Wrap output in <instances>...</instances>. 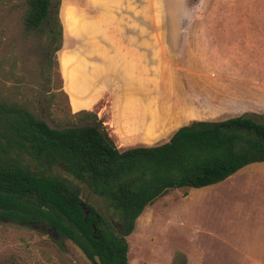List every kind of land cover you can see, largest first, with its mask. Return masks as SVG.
I'll return each mask as SVG.
<instances>
[{
    "label": "rangeland",
    "instance_id": "rangeland-1",
    "mask_svg": "<svg viewBox=\"0 0 264 264\" xmlns=\"http://www.w3.org/2000/svg\"><path fill=\"white\" fill-rule=\"evenodd\" d=\"M99 1L60 0L62 48L54 53L46 32L25 31L24 2L0 0L1 101L27 106L50 127L62 129L78 122L74 114L91 107L99 92L89 111L97 113L116 144L115 134L128 138L132 132L127 102L134 121L160 113L152 120L155 137L148 139L160 144L185 122L249 114L239 110L243 98L263 100L264 0H187L186 14L171 13L170 21L159 11L141 13V1ZM132 48L142 56L131 59ZM79 56V77L71 82L62 66ZM188 106L190 118L181 111ZM257 115L264 123V114ZM72 180L84 202L118 220L107 199ZM127 243L130 264L258 260L264 253V162L192 188L187 196L181 189L169 191L146 208ZM0 264L94 263L70 241L61 248L50 231L0 221Z\"/></svg>",
    "mask_w": 264,
    "mask_h": 264
},
{
    "label": "trees",
    "instance_id": "trees-1",
    "mask_svg": "<svg viewBox=\"0 0 264 264\" xmlns=\"http://www.w3.org/2000/svg\"><path fill=\"white\" fill-rule=\"evenodd\" d=\"M21 1L25 31L46 32L59 51L60 0ZM73 117V125L52 128L29 107L0 100V221L50 231L61 248L70 241L94 264H130L127 237L146 208L169 191L187 196L264 162V123L257 114L194 120L168 142L125 149L97 113ZM72 179L107 199L118 220L84 202Z\"/></svg>",
    "mask_w": 264,
    "mask_h": 264
},
{
    "label": "crops",
    "instance_id": "crops-1",
    "mask_svg": "<svg viewBox=\"0 0 264 264\" xmlns=\"http://www.w3.org/2000/svg\"><path fill=\"white\" fill-rule=\"evenodd\" d=\"M121 1L123 4L127 5L131 0H121ZM139 1H141V3H140V6L142 7L141 13H144V14L148 13V12L154 13L156 11H159L160 13H166L168 21H170V14L171 13L180 14L181 12H183L184 14H186L187 0H137L136 3L138 4ZM99 2L104 4V0H100ZM124 42H126V41H124ZM124 45L126 46V43H124ZM132 49H133V53L131 55V59H133V58L138 59L140 56H142V54H143L142 51H140L139 49H135V48H132ZM213 84H215V83L213 82ZM98 93H96V95L94 97L95 99H93V104L91 107H93L94 102L97 101L96 99H98L97 98ZM124 96L126 97V101H127V98L130 97L126 91H125ZM262 97H263V100L261 98L259 104L254 103L255 101H253V100L256 98H254V99H250L247 97L243 98V101H242L243 104L239 107V110H241V112L245 111V112L255 113V114H257V113L264 114V96H262ZM232 99H233V97L231 98V102H232ZM234 100L235 99H233V103H234ZM91 107L83 108V110H89V109H91ZM130 108H131L130 102H127V104H126L127 122L126 123L129 124V126H130L129 130L132 132L130 133V135H128L129 136L128 138L123 137L121 134H115L116 140L118 141L117 146L121 149L134 147V146H156V145L163 144L165 142H168L170 140V138L172 137V135L180 128L179 127L176 131L171 133V135L169 137L165 136V138H160L159 141H161V139L164 140L160 144L152 143L148 139L153 140L155 137L156 129H155L154 121L149 120V119L142 120L143 123H141V121H139V122L134 121L132 119L133 117H132V113L130 112L131 111ZM138 110H141V107H139ZM239 110L236 109L235 111H239ZM181 111H183V113L190 118L192 115L191 112L193 111V109H192V107L188 106V107L181 109ZM241 112H239V113H241ZM229 118H231V117H229ZM225 119H228V118H225ZM222 120H224V119H222ZM188 121H190V120H188ZM205 121H207V120H205ZM215 121H219V120H215ZM190 122H192V121H190ZM190 122H188V123L185 122V124H182V126L187 125ZM261 254H262L261 257H259L258 260H255L252 263H250L251 262L250 261V262H248V264H264V253H261Z\"/></svg>",
    "mask_w": 264,
    "mask_h": 264
},
{
    "label": "bare ground",
    "instance_id": "bare-ground-1",
    "mask_svg": "<svg viewBox=\"0 0 264 264\" xmlns=\"http://www.w3.org/2000/svg\"><path fill=\"white\" fill-rule=\"evenodd\" d=\"M66 8V7H65ZM65 11V10H64ZM68 11V10H67ZM66 15V14H64ZM61 16V15H60ZM63 16V15H62ZM72 16V14H71ZM66 19V18H65ZM78 19H76L77 21ZM80 20V19H79ZM75 21V22H76ZM65 22V21H64ZM65 25V24H64ZM76 25V24H75ZM74 25V26H75ZM73 26V28H74ZM77 26V25H76ZM79 29H80V26H79ZM67 30V29H66ZM88 42V41H86ZM81 56L79 57H76L74 59H68V60H65L64 63H63V66H62V71L65 75V77L67 79H69L71 82H75L77 80V78L79 77V73H78V70L76 68V61L78 58H80ZM61 61V60H60ZM98 85V84H97ZM160 116V113L158 112H155L153 114V117H152V120H155L156 118H158ZM147 119H148V116H147ZM145 120V119H144ZM150 120V119H149ZM155 124V123H154ZM130 262V261H129Z\"/></svg>",
    "mask_w": 264,
    "mask_h": 264
}]
</instances>
